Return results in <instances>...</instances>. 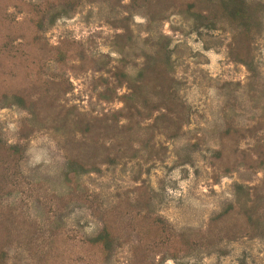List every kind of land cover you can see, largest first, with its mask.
I'll return each instance as SVG.
<instances>
[{"label": "rangeland", "instance_id": "374dc122", "mask_svg": "<svg viewBox=\"0 0 264 264\" xmlns=\"http://www.w3.org/2000/svg\"><path fill=\"white\" fill-rule=\"evenodd\" d=\"M49 1L0 0V264H264V0Z\"/></svg>", "mask_w": 264, "mask_h": 264}, {"label": "trees", "instance_id": "16d2710c", "mask_svg": "<svg viewBox=\"0 0 264 264\" xmlns=\"http://www.w3.org/2000/svg\"><path fill=\"white\" fill-rule=\"evenodd\" d=\"M231 1V0H230ZM77 4L75 3V0H56L49 1L43 3L41 6H36L29 4L28 10L33 15L34 18V26L36 28L41 27V17L48 14V22L51 24L56 18L62 15H66L69 10L74 9V7ZM57 7V8H56ZM229 7V9H226V12L232 16L234 13L240 12L238 9H234V5H223L222 8ZM31 8V9H30ZM243 19V16H242ZM159 62H161V59L158 58V62L156 60L153 61V63H148L147 65L143 66L136 74V84H133V93L134 95H139L141 99L145 100V96L143 94V88H144V82L143 78L149 74H154V76H160L161 73L159 72ZM120 77H124L122 72H119ZM127 81V80H126ZM135 81V80H134ZM156 83H154V88H158V92L163 94L164 96L167 94L166 91H164V80H155ZM140 84H137V83ZM171 96V95H170ZM125 97V96H124ZM123 97V98H124ZM173 98V95L171 96ZM129 97H126L128 99ZM171 98V99H172ZM166 99V97H165ZM13 103L25 110L34 109L36 107V103L30 100H25L21 96L13 95L12 96ZM123 101V102H122ZM121 102L124 103L125 100H122ZM31 107V108H30ZM33 107V108H32ZM63 125H66L67 122V115L61 116L60 118ZM74 125V133L75 135H78L81 137V144L84 145L85 136L90 137V134L92 130L95 128V124L92 121L83 120V119H77L76 122L73 123ZM87 146V145H86ZM6 154L8 157H20L21 150H19L16 146H10L6 149ZM82 164V165H81ZM79 164L77 161H70L67 164L68 173L78 174L79 171L81 172H88L89 169H86L85 165L83 163ZM94 168H90V170H93ZM86 244L91 247H98L102 254H105L106 256L109 254L111 248H112V242L110 240V236L108 234V231L102 230L101 233L97 234L94 238L87 239Z\"/></svg>", "mask_w": 264, "mask_h": 264}]
</instances>
